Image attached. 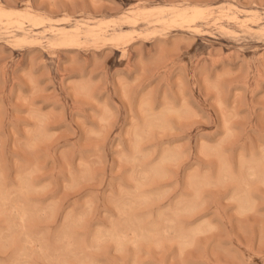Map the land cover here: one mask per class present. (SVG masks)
Returning <instances> with one entry per match:
<instances>
[{"label":"rangeland","instance_id":"1","mask_svg":"<svg viewBox=\"0 0 264 264\" xmlns=\"http://www.w3.org/2000/svg\"><path fill=\"white\" fill-rule=\"evenodd\" d=\"M0 264H264V0H0Z\"/></svg>","mask_w":264,"mask_h":264}]
</instances>
